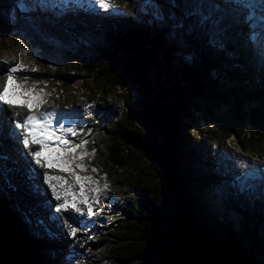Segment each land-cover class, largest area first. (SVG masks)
I'll use <instances>...</instances> for the list:
<instances>
[{
	"label": "trees",
	"instance_id": "obj_1",
	"mask_svg": "<svg viewBox=\"0 0 264 264\" xmlns=\"http://www.w3.org/2000/svg\"><path fill=\"white\" fill-rule=\"evenodd\" d=\"M20 1L23 5H17V10L20 14L29 12L31 16L21 17L19 22L9 27V33L16 36L24 34L30 51L41 64L40 69L45 68L49 76L58 78L62 84L88 94L97 93L105 98L122 89L126 92V100L139 99L136 106L126 104L124 112L118 110L117 102L113 103L108 97L110 100H106L102 107L106 114H99L107 139L106 164L112 169L128 172L125 186L132 192L126 193L128 196L124 199L125 226L120 227L125 234L124 239L110 247L108 261L113 264H264V241L260 240L256 244L260 238L259 230L264 228V203L258 202L260 197L257 195L259 178L256 179V192L252 190L253 198L250 191L244 192L252 200V205L243 209L231 197L230 206H235L249 224L248 228L245 225L234 228L224 208L213 202L214 195L202 189L197 188L196 192L192 189L194 183L202 187L206 181L204 178L213 181L220 174L219 171L208 169L212 166L209 155L214 152L209 149L205 151L196 145L191 151L176 155L177 148L184 146V136L177 135H174L171 146L157 149V135L153 130L161 126L160 134H164L169 130L171 114L178 117L179 111L160 103L164 95L153 103L143 104L142 100L151 89L149 68L155 65L165 68L169 62L175 63V60L181 59L182 49L176 37L165 32L161 22H149L144 17L139 20L125 17L122 11L119 14L111 10L107 12L94 4L76 5L69 0L66 5L52 6L50 3L46 7L42 0ZM213 5L218 6V9L223 7L217 2ZM0 6H4L2 0ZM81 6L83 8L76 11V7ZM41 7H45L46 13ZM65 18H70L72 24H67V20L63 24L58 23L59 20L65 21ZM92 19L94 22H91ZM231 26L235 28L237 24ZM85 39L97 44L91 51L74 52L72 47L75 43ZM245 51L242 57L234 58L233 55H238V52L232 48L229 54L221 53L218 56L217 64L209 61V66L217 72L225 71L229 78H242L253 85L252 92L239 91V97H232L226 102L225 113L216 111V114H211L212 119L231 130L232 135L238 138L248 126V137L244 135L246 141H242L248 145L249 139H258L256 133H260L261 142L264 141V54L262 56L252 48H245ZM19 57L23 62L28 59L27 55L21 57L20 54ZM234 59L238 62H234ZM242 59L246 64L241 67ZM183 63L180 66L186 71L187 81L196 78L205 83L201 71L187 62ZM225 64L228 69L220 68ZM232 64L236 70L231 69ZM25 66L29 71L30 64ZM232 70L236 71L234 76L231 75ZM211 87L209 84V90L203 89L204 93H208L207 98H201L205 103L212 101V93H217L211 91ZM218 97L214 101L215 108L219 101H228L225 94ZM250 98L255 99L256 103L248 107L247 100ZM192 109L204 110L202 104L195 103ZM184 113L189 112L184 110ZM92 119H78L80 135L87 123H94ZM212 138L217 139L214 136ZM261 142L257 140L251 146L259 149L264 146ZM135 155L151 158L157 166L168 192L167 200L161 197V191L144 180V175L136 165ZM216 155H219L218 152ZM2 156L0 264H49L55 254L43 250L47 249L49 242L46 227L37 212L23 199L22 194H25L27 186L21 190L20 182L12 179L17 177L9 170L13 160L10 159V162ZM193 159L197 162L194 169L191 167ZM182 167L188 184L186 177L179 172ZM200 177L204 180L199 181ZM227 185L230 188V183ZM232 193L245 201L243 194L236 193V189ZM138 195L142 198L141 209L138 208L141 206ZM217 231L222 232L221 238L215 236ZM115 235L113 237L117 239Z\"/></svg>",
	"mask_w": 264,
	"mask_h": 264
},
{
	"label": "rangeland",
	"instance_id": "obj_2",
	"mask_svg": "<svg viewBox=\"0 0 264 264\" xmlns=\"http://www.w3.org/2000/svg\"><path fill=\"white\" fill-rule=\"evenodd\" d=\"M2 1L4 2V6H0V91H2L5 86L9 69L20 63L21 59L19 55L27 50L28 59L25 60L24 63L30 64V68L29 71L22 70L17 73V81L25 83L22 78L27 77V85L36 84L37 91L43 90L41 92L42 103L40 104H47V99L51 98L55 104H58L60 109L62 108L69 120L67 127H72L76 130L75 136H68L73 144L79 143L77 139L80 136L84 138L83 141H87V143L84 144L86 148L83 145V148L78 151H87L89 153L84 160V163L88 166V171L80 172L79 169H76V171L82 176H92L94 180L99 182L98 186L101 188L99 195L101 199L99 203H96V206L93 207L95 210L94 215L88 217L87 223H83L84 225L86 224L87 228L84 244H82V247L86 249V253H71V247L69 246V250L66 245L67 243H63L69 238V233L65 234L62 230L63 220H68L66 215L56 212L58 217L61 216L62 218L60 222L59 218H52L50 214H47L48 210L52 209L54 211V208L53 205H51L52 207H47L49 202L46 203L48 200L41 194L44 191L50 194L51 192L48 190V186L43 187L39 184H45L43 182L42 172L48 171L49 169H40L30 163L31 158L27 156L22 144L19 143L20 130L15 128V124L13 123L14 120L12 119V117H14L15 119L22 120L24 117L28 116L29 114L26 112V108L21 107L18 108L17 111H14V107L10 108L0 102V149H2L0 150V156L3 155V159L7 157L8 161H10V159L13 160V162L10 161L11 166H9V170L14 175L17 174V177H12V179L20 182L19 186L21 190L27 186V190H25L26 195L22 194L23 199L32 210L37 212L39 215L38 218L42 219L46 227L49 242L47 249L44 248L43 250H50L55 254L53 261L49 262V264H113L107 259L109 255L108 251L112 245L120 243L121 240L124 239L125 234L120 230V227L125 226L124 219L126 215L124 212V199L128 196L125 194L130 193L131 190L126 189L125 186L128 172L112 169L106 164L107 151L105 146L107 145V139L102 129L101 122H99L101 120H98V116L99 114H106L102 109L106 100L109 101L111 99L113 103L117 102L116 105L118 106V110L125 112L126 104L130 103L136 106L139 99L137 101H133V99L126 100L124 96L126 92L122 89L117 90L113 96L112 93H110L111 96H108L110 99L108 97L104 98L97 93L88 94L81 90H77V88H72L71 85L67 86L62 84L58 81V78L49 76L46 73L48 70L42 67L40 69L41 64L30 51L25 37L23 36L24 34L16 36L9 33V27L12 26V24L19 22L21 17L31 16V14L29 12L20 14V11L16 8L17 5H23L20 0ZM52 1L53 0H42L41 2L48 7L47 4L51 3L52 6L54 5L55 2ZM205 1L207 2L208 0H112V3L118 5V7H108L107 10L100 8V10L107 12L111 10L117 14L122 11V16H131L138 20L144 17L149 20V22L156 20L159 23L161 22V27L164 28L165 32L176 37L177 44L182 49L180 51L182 54L181 59L178 61L175 60V63L169 62L168 66L165 68L156 65L149 68L151 89L142 100L143 104L153 103L164 95L160 103H165L172 110L179 111L178 117H173L171 114V121L168 126L170 132L166 130L164 134H160L161 126L153 130V133L157 135V149L171 146L174 135H177L184 136V146L182 148H177L176 155H181L186 151L189 152L192 148H196V145L205 151L207 149L213 151L214 154L211 156L209 155L212 166L208 167V169L213 172L219 171L220 174L217 175L213 181L204 178L206 181L202 187L194 183L192 189L195 192L198 189H202L206 193L214 195L213 202L218 204L221 208H224L228 221L232 227H243V225H245V227L248 228L249 224L245 221L244 217L240 215L235 206H230L229 203L232 197L243 209H245L246 206L252 205V200L247 198L248 196L246 194L241 193L240 188V194H243L242 196L245 198L244 202L232 193L235 189L234 182H237L233 177H238L239 179L249 178L250 185L252 186L250 190L253 188L254 193L258 187V181H256V179L259 177V187L257 189V193L259 194L257 195L260 198H258V202L264 203V146L259 149H254L251 146L255 144L257 140L261 142V136L260 133H256L258 139H249L250 142L247 144L250 146H248L242 142L246 141L245 138H243L244 135L246 138L248 137V126L242 130L241 137L238 138L237 135H232L231 130L212 119L211 114H216L217 112L225 113L228 105L226 102H229L232 97H239V91L252 92L254 89L253 85H250L245 79L236 77L229 78L226 76L227 73L225 71H218L219 73L214 71L213 67L209 66V61L210 63L217 64L218 56L221 53L229 54L232 48L234 51L238 52V55H233L234 58L242 57L244 52L246 53L245 48H252L261 55L264 54V52L259 50V48L250 46L246 38L244 30L246 28L245 24L248 23L249 15L243 17L242 13H236L237 8L232 5L218 9V6L213 5L214 1H212V3L210 1L205 3ZM209 2L212 5H210ZM88 3L93 5L95 0H90ZM96 5L99 6L98 4ZM41 8V10L46 13L45 7ZM79 8L83 7H76V11ZM211 9L218 11L214 12ZM34 15H36V13H34ZM39 15L42 16V14ZM63 20H59L60 22L58 23L63 24L67 20V24H72L70 23V18H65V21ZM91 22H94V20L92 19ZM233 23L237 24L235 28L231 26ZM249 25H253V23L250 22ZM242 28H244V30ZM87 41L88 40H81L75 43L72 50L80 53L85 52V50L91 51L97 43L95 41H93V43ZM234 60V62H238L236 59ZM182 61L189 63L198 71H201L206 85H204L205 83H201L200 80H196V78H191L190 81H187L185 77L186 71L183 66H180L183 63ZM248 61H250L249 58ZM241 62V67L246 64L243 59ZM233 64L231 67H233ZM32 67L38 70L33 72L31 71ZM206 67H208V69H206ZM227 67L228 65L226 64L220 66V68L224 70L228 69ZM231 69L236 70L235 66ZM234 70H232L233 72L231 71L232 76H234L236 72ZM209 84L212 85L211 91L217 93H212L210 95V97L212 96V101L207 102V104L203 102L201 98L208 97V93H204V91L209 90ZM196 88L197 90L195 91ZM222 94L228 96V101H219L222 105L220 106L218 102V106L215 108L214 101ZM193 103L202 104L204 110L197 111L196 109H192ZM255 103L256 100L253 98L247 100L248 107L250 105L253 106ZM85 109H87V111ZM184 110L189 113H184ZM36 111L37 107L32 110V113H36ZM15 113H19V116H15ZM8 115L11 117L9 118ZM82 117H93V125L95 126H93L94 128L91 130L85 129L80 135V122L78 119ZM233 127L238 129L236 126ZM213 136L217 139L214 140L212 138ZM261 144H264V141L263 143L261 142ZM30 147L32 150H37L39 145H35V148L32 146ZM93 150H95V155H91ZM216 152H218V156ZM135 157L136 165L139 171L144 175V180L150 186L161 191V197L167 200L168 192L165 188L163 177L152 159L138 155H135ZM77 163H79V161H77ZM191 163V167L194 169L197 163L196 160L193 159ZM93 167L98 169V171L92 172L91 169ZM183 167L179 168L180 174L183 173ZM217 168L219 170H217ZM61 173L68 175L75 184L74 177L71 173ZM52 174L49 173V175ZM256 174L257 177L255 176ZM105 175L107 176V180L103 179ZM182 175L186 177L185 173ZM204 179L200 177L199 181H203ZM185 180L187 181V177ZM105 183L110 185L108 189L103 188ZM228 183H230V188L227 185ZM75 187L77 191L80 190L79 184H75ZM89 187L91 189V186ZM31 189L33 191L35 190L32 195L30 194ZM36 192H39V194H36ZM90 192L92 196L96 195L95 192L91 190ZM236 193H238L237 190ZM254 193L251 192L250 194L252 198ZM138 200L141 205L140 207L138 206V208L141 209L142 198L140 195H138ZM166 204H168V201ZM34 205H36V207H34ZM37 206L39 211L37 210ZM262 210V213H264V208ZM247 211L250 210L247 208ZM56 213H54V216H57ZM94 223H97L101 229H91V227H95ZM113 235L118 236V238H114ZM215 236L221 238L222 232H215ZM259 236L260 238L256 240V244H258L260 240L264 241V228L259 230ZM89 237H95V239H89Z\"/></svg>",
	"mask_w": 264,
	"mask_h": 264
},
{
	"label": "snow or ice",
	"instance_id": "obj_3",
	"mask_svg": "<svg viewBox=\"0 0 264 264\" xmlns=\"http://www.w3.org/2000/svg\"><path fill=\"white\" fill-rule=\"evenodd\" d=\"M101 9L107 10L108 7H118L112 3V0H95ZM27 55V50L21 53V57ZM27 71L23 59L16 66L9 69L5 86L0 91V102L8 107L27 108L29 115L22 120L14 119L15 128L20 130L19 143L22 144L28 157L31 158L30 163L40 169H58L61 172H68L74 177L75 184H79V192L74 191L75 184L69 183L63 176H52L47 171L42 173L43 182L48 186L51 192V198L57 203L53 205L54 211L57 213L68 212L71 209L79 216L91 217L94 215L93 202L99 203L101 197L99 195L101 188L99 182L94 180L92 176L80 175V172H87L88 166L84 163L85 157L89 155L87 151H78L83 148L87 141L73 144L68 138L69 135L75 136L76 130L72 127H65L64 121L67 116L64 113H57L54 110L46 109L39 116L32 115V110L42 103L41 92L37 91L36 84L27 85V77L22 79L25 83L17 81L16 74L20 71ZM38 69L31 68L35 72ZM87 111V109H85ZM19 116V113H15ZM54 124L56 125L54 127ZM31 145H39L37 150H32ZM95 155V150L91 153ZM79 161V163H77ZM92 172L98 169L92 168ZM107 180V176L103 177ZM55 181L56 183H52ZM86 186H91V191L95 192V196H89L86 192ZM110 185L105 183L104 189H108ZM63 202H60V201ZM87 206L85 213L79 205ZM65 224L69 230V235L75 239L77 233L81 229L75 224L74 220H65ZM95 239V237H89Z\"/></svg>",
	"mask_w": 264,
	"mask_h": 264
},
{
	"label": "bare ground",
	"instance_id": "obj_4",
	"mask_svg": "<svg viewBox=\"0 0 264 264\" xmlns=\"http://www.w3.org/2000/svg\"><path fill=\"white\" fill-rule=\"evenodd\" d=\"M244 17V16H243ZM258 17V16H257ZM42 108H46V106H44V105H42ZM18 110V108H16V107H14V111H17ZM63 113H64V111L62 110V108L60 109ZM26 112H28V114H30L29 113V111H28V109L26 108ZM9 114H10V112H9ZM12 114V113H11ZM32 115H34V113H31ZM8 117L10 118L11 116L10 115H8ZM12 119L14 120L15 118L14 117H12ZM9 125H10V123H9ZM1 139H2V135H1ZM32 147H34L35 148V145H32ZM17 164H19V163H17ZM48 173H53L52 174V176H63L65 179H67L68 181H69V183H73V181H72V179L68 176V175H65V174H63V173H61L60 171H58V170H56V169H54V168H52V169H49L48 171H47ZM43 173V172H42ZM21 175H23V174H21ZM81 175V174H80ZM23 180V179H22ZM52 183H56L55 181H53ZM74 184V183H73ZM40 186L42 185L43 187H46L47 185L46 184H39ZM33 189V188H32ZM31 189V192H30V194L32 195L33 193H34V191ZM35 189H36V186H35ZM74 191H76V192H79V191H77V188L76 187H74V189H73ZM48 191V190H47ZM86 192H87V195H89V196H92V193L90 192V187L89 186H86ZM36 194H39V192H36ZM26 195V194H25ZM41 195H43V197L44 198H46L48 201L46 202V203H48L49 202V204H47V207H49V206H51V205H54V204H56L57 202L55 201V200H53L52 198H51V194L50 193H46L45 191L41 194ZM27 198H29V197H27ZM40 198V197H39ZM40 199H42V198H40ZM40 201V200H39ZM60 202H63L62 200L60 201ZM42 203H45V202H42ZM96 203L95 202H93V204H92V207H94V206H96L95 205ZM34 207H36V205H34ZM52 207V206H51ZM79 207L86 213L87 212V206H85V205H83V204H81V205H79ZM37 210L39 211V208H38V206H37ZM54 213H56L55 211H53L52 209L51 210H48V213L47 214H50V216L52 217V218H59V221L61 222V220H62V218H61V216L60 217H58V214H57V216H54ZM65 214L66 215V217L68 218V220H74L75 221V224L81 229V231L80 232H78L77 233V236H76V238L75 239H73L70 235H69V238L65 241V242H63L64 244L65 243H67L66 245H67V247L69 248V250H70V247H71V253H76V252H81V253H86V249L84 248V247H82V244H84V240H85V235H86V233H87V228H86V224L84 225L83 223H85L87 220H88V217L87 216H79V215H77L75 212H73L71 209H69V211L68 212H60L59 214ZM87 223V222H86ZM89 223V222H88ZM94 226L95 227H91V229H101L100 227H99V225H97V223H94ZM62 230L65 232V234L66 233H69V230H68V228H67V226H66V224H65V221L63 220V228H62ZM56 234H57V232H56ZM61 235V234H60ZM68 237V236H67ZM60 240V239H59ZM56 242V241H55ZM55 242H53V243H55ZM59 242V241H58ZM70 246V247H69Z\"/></svg>",
	"mask_w": 264,
	"mask_h": 264
},
{
	"label": "built area",
	"instance_id": "obj_5",
	"mask_svg": "<svg viewBox=\"0 0 264 264\" xmlns=\"http://www.w3.org/2000/svg\"><path fill=\"white\" fill-rule=\"evenodd\" d=\"M222 105V103H220V106Z\"/></svg>",
	"mask_w": 264,
	"mask_h": 264
}]
</instances>
